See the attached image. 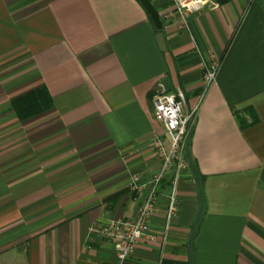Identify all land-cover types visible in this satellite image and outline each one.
<instances>
[{"label": "crops", "instance_id": "1", "mask_svg": "<svg viewBox=\"0 0 264 264\" xmlns=\"http://www.w3.org/2000/svg\"><path fill=\"white\" fill-rule=\"evenodd\" d=\"M160 13L185 112L194 122L169 224V180L126 264H264V0ZM212 1V0H211ZM138 0H0V264H120L98 228L135 214L133 173L151 149L158 82L177 92ZM219 63L215 82L204 65ZM45 88L52 107L21 120L18 98Z\"/></svg>", "mask_w": 264, "mask_h": 264}, {"label": "built area", "instance_id": "2", "mask_svg": "<svg viewBox=\"0 0 264 264\" xmlns=\"http://www.w3.org/2000/svg\"><path fill=\"white\" fill-rule=\"evenodd\" d=\"M210 0H176V7L167 16L180 20L187 26L191 15L200 12ZM219 63L209 60L204 65L203 81L206 87L212 85L218 74ZM155 117L164 125L169 145L160 135H154L150 141L153 153L161 160L159 170L148 177L133 173L129 188L135 195V214L129 218L113 219L100 225L99 232L117 244L120 264L133 255L138 244L151 240V221L155 215L161 189L170 174L169 193L167 195V221L170 224L179 212L177 186L182 174L188 171L190 164L184 154L190 138L195 113L185 112L184 100L178 92L168 90L166 84L158 82L154 95Z\"/></svg>", "mask_w": 264, "mask_h": 264}, {"label": "trees", "instance_id": "3", "mask_svg": "<svg viewBox=\"0 0 264 264\" xmlns=\"http://www.w3.org/2000/svg\"><path fill=\"white\" fill-rule=\"evenodd\" d=\"M138 1L141 3L140 0ZM143 7L145 8L144 5ZM145 10L147 11L146 8ZM147 13L149 14L151 18L150 13L148 11ZM151 21L153 22L152 18H151ZM52 105H53L52 98L45 88H39V89L33 90L32 92L18 98L14 102V108L17 112V115L19 116L21 120L41 114L49 110L52 107ZM186 157L189 160V164L191 165L189 157L188 156Z\"/></svg>", "mask_w": 264, "mask_h": 264}, {"label": "water", "instance_id": "4", "mask_svg": "<svg viewBox=\"0 0 264 264\" xmlns=\"http://www.w3.org/2000/svg\"><path fill=\"white\" fill-rule=\"evenodd\" d=\"M141 3L145 6V8L147 9V11L150 13L151 18L155 24L156 29L159 31L158 35H157V40L160 46L161 51L164 52L165 57H166V61L167 64L169 66V69L171 71V75L172 78L174 80L175 86L177 88V92L179 93V95L183 98L184 100V107L186 105V101H185V97L183 95V92L180 88L179 85V81H178V77H177V72H176V68L173 62V58L171 56V54L168 52L166 44H165V38H164V34L162 32L163 30V23L160 17V13L157 10V8L155 7V5L152 3L151 0H140ZM228 0H210L206 3L205 7H215L216 5H220V4H224L226 3Z\"/></svg>", "mask_w": 264, "mask_h": 264}]
</instances>
